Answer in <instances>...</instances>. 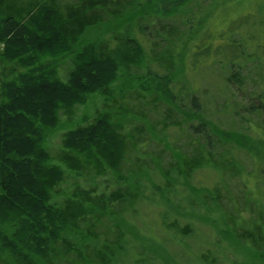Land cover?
Wrapping results in <instances>:
<instances>
[{
    "label": "trees",
    "instance_id": "obj_1",
    "mask_svg": "<svg viewBox=\"0 0 264 264\" xmlns=\"http://www.w3.org/2000/svg\"><path fill=\"white\" fill-rule=\"evenodd\" d=\"M201 1L0 0V264L177 260L162 247L161 255L156 254L161 263L132 260L131 253H140L127 228L133 224L132 207L142 197L140 184L125 180L122 193L108 195L95 183L99 176L123 172L127 154L132 157L129 173L140 181L151 162L145 160V147L137 150L135 144L144 146L143 139H151L146 136L155 121L164 132L173 127L178 134L170 160L164 165L161 151L155 164L161 181L153 194H167L169 204L168 209L161 207V230L180 233L179 240L168 238L184 250L193 247L185 242L193 237L199 264H246L249 256L264 258L263 186L259 202L253 195L245 203L224 197L229 177L261 179L245 171L238 155L244 133L209 120L193 94L190 107L183 105L173 86V80L197 65L196 55L211 48L206 44L210 38L227 40L226 54L216 49L213 61L219 56L226 60L228 87L244 85L248 62H258L263 74L264 0H246L243 6L240 0H226L229 18L216 27L205 12L224 0L204 6ZM144 24L152 30L146 38L149 55L134 33L136 28L143 33ZM235 35L241 39H232ZM160 48L161 57L156 52ZM123 74L153 75L161 86L131 87L112 97V86ZM97 91L110 99L85 124L65 132L55 162L47 144L50 133L59 127L62 114L71 121L77 107ZM255 139L248 142L252 156L264 161V147ZM203 170L217 176L214 182L199 176ZM69 173L94 184H68L71 192L65 194L61 185ZM206 230L212 238L204 236ZM207 243L214 248L203 249Z\"/></svg>",
    "mask_w": 264,
    "mask_h": 264
},
{
    "label": "rangeland",
    "instance_id": "obj_2",
    "mask_svg": "<svg viewBox=\"0 0 264 264\" xmlns=\"http://www.w3.org/2000/svg\"><path fill=\"white\" fill-rule=\"evenodd\" d=\"M218 1L220 2L221 0ZM211 2L212 0H202L200 3L204 6L210 4ZM240 3L241 6L247 5L246 0H240ZM227 4L230 3L224 0L218 8H210L205 12L208 13V22L211 26L216 27L225 25V22H227L229 18L227 17ZM142 28L144 29L142 31L143 33L136 32L137 28L134 33L138 39L143 41L147 55H149L151 49L146 38L147 33L150 34L152 30L149 28V24H144ZM186 30L187 29L185 28L184 31ZM98 37L99 36L97 35L96 37L90 36L89 38L90 40L94 39L95 41ZM232 39L240 40L241 36L235 35ZM206 44L211 48H207L205 51H202V54H197V65L191 68L192 72L188 71L185 75H181L183 77L178 81L173 80V86H175V91L177 93L182 94L180 97L183 96V105H186L188 108L190 107L189 98H191V95L193 94L197 97L201 111L207 115L209 120L226 130L234 132L240 130L244 133L245 142H243L244 146L242 147L245 150L242 149L238 155L242 159L245 171L247 173L252 172L253 174H259L261 179H255L253 175L248 174L243 175V180L240 176L229 177L227 179L229 191H225L226 194H224V197L229 199V201L233 200L245 203V200H250V197L253 195L254 199L259 202L262 197L259 188L262 186L264 188V161H259L258 159L253 158V153L250 151L251 145L249 146L248 142L251 140L255 142L257 141L255 138H259L258 144H260V148L264 147V69L262 70L263 74H261L258 71V62H248L246 63V68L243 72L245 78L244 85L241 86V88L238 86L228 87V83L225 81L226 76L229 74L227 66H224L226 65V60L222 56H219L215 59L216 61H213L216 49H218V52L222 51L226 54L228 47L227 40L224 38H210ZM1 48L3 49V44H0V49ZM156 52L161 57V48L157 49ZM195 52L196 50H194L193 54ZM228 53L230 52L228 51ZM65 59L66 58L62 59L60 62L65 61ZM200 63H204V65L199 67ZM153 68L161 73V68H157V65L154 64ZM223 70L224 73H222ZM62 74H64V72ZM132 77L133 76L129 77L127 74H123L112 86V97L117 96L121 91L131 87L152 89L159 88V86H161V80L153 75L146 77ZM179 88L182 89L183 93H181ZM260 94H262L261 99L258 97ZM108 99L110 98H107L103 92L97 91V93L89 96L87 102L83 106L77 107L71 121H69L66 116L62 114L59 127L54 130V132L50 133L47 141L55 162H59L58 156L61 154L63 149L65 132L68 129L73 128V126L81 125L83 123L85 124L87 120L94 115L96 109L102 107L105 100L108 101ZM235 105H237L236 110H234ZM152 128L154 130L152 129L150 134L146 136L151 139L148 138L149 141L143 139L144 143H146L144 146H142L140 142L135 144L137 150H141L145 147V150L148 152L145 160H149L151 162L148 171L142 174L143 176L140 178V181L139 178H137L138 175H132L129 173L131 154H127L128 160L123 164V172L121 171L116 175H113L110 172V175L99 176L95 180V183H97V188L100 192H104L108 195L112 192L122 193V190L125 187V180L133 186H138L140 184L139 191L141 192L142 197H140V200L136 201L134 207H132V209H134V217L130 223L133 224L128 225L127 228L134 239L135 250L140 253V255H137L136 252L131 253L130 258L132 260L143 259L149 262L153 260L161 263V257H157L156 254L161 255L162 247L163 249L165 248L169 251L172 256L177 258V260L171 259L170 254H168L170 261L172 262L171 264H199L197 259V241L193 237H187L185 240L188 244L193 245V247L191 246L189 249L185 247V250L188 252L186 253L181 245L168 238L172 237L179 240L181 238L180 233L169 230L165 227L161 230V207L168 209L169 204L166 200L167 194H161V191H157L153 194L155 186L161 181V172L156 169L155 164L156 161L159 162L161 159L159 156V153L161 155V151L165 152L162 156L164 160L163 164L165 165L166 162L170 160L169 152L174 149L171 144L174 142L173 138H176L178 134L175 132L176 130L173 127L164 132L161 130V123H156V121ZM185 150L189 151L188 148ZM262 156H264V152H262ZM203 172L204 170L199 172V176L205 178V181L211 180L214 182L213 180L217 177L215 174H207L206 171V175H204ZM199 176L193 178L197 183L198 178H200ZM256 180H258L259 183L256 182ZM87 182L92 185L94 184L92 180ZM87 182L83 176H76L75 174L71 175L69 173L67 175L66 182L61 186L65 191V194H68V191L71 192V189H66L65 187L68 184H73L75 187H83ZM197 183H195V185H197ZM246 192H249L250 194H245ZM130 215H132V213ZM83 231L85 230L83 229ZM204 236L209 239L212 238L211 234H209L207 230L205 231ZM211 241L213 240H210V242ZM202 247L207 250L209 247L213 249L214 245H209L207 243ZM230 256L234 257V255ZM157 258L159 261L155 260ZM246 261V264H264V258L261 256L252 255L249 256Z\"/></svg>",
    "mask_w": 264,
    "mask_h": 264
}]
</instances>
